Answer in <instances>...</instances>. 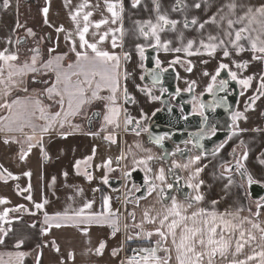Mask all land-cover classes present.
<instances>
[{
  "label": "crops",
  "instance_id": "1",
  "mask_svg": "<svg viewBox=\"0 0 264 264\" xmlns=\"http://www.w3.org/2000/svg\"><path fill=\"white\" fill-rule=\"evenodd\" d=\"M109 2L118 5L122 3L123 5L122 38L117 33L118 43L121 46L112 48L111 38L102 45L106 50L121 57L120 91L117 93V105L121 109L118 117L120 127L108 125L104 119L105 115L109 114L108 107H106L109 102L96 100L92 104L86 105L76 116L69 117V121L63 128L57 126L44 134L43 150L40 146L34 147L24 160L19 158L21 149L27 148V145L23 143V134L0 132V165L14 176L19 177L15 180L9 178L7 182L0 179V198L10 201L8 204L0 205V212L4 208H16L19 205H23L26 209L11 212L9 214L11 224H0L6 229L11 228L8 235L3 238L4 243L0 244V258L6 264H21L15 255L17 252L27 254L23 257L22 264H128L129 259L133 257L143 264V261L140 260L143 256L140 249L156 247V241L160 239L157 235L147 238L143 234L147 231H154L158 227V223L155 225L143 223V231L136 227V225H141L144 212L149 210L152 216H156L158 212H162L164 208L171 205V197L186 204L196 194L193 189L188 188L185 196L172 191L165 198L159 189L164 188L165 193L166 184L155 180L160 168L165 170L167 183H170L169 174L171 173L175 178L182 177L186 185L189 175L194 172L195 168H203L197 181L193 182L203 181L199 193L203 195L204 199L194 203L193 207L187 210L188 215L200 208L209 212L215 211L218 214L237 212L242 209L239 211L240 216L257 219L252 213L256 211V204L264 199L251 198L239 173L236 171L226 172L224 162L229 158V149L240 144L242 154L245 151L248 153L247 160L242 161L245 168L256 181L264 185V164L260 163V160L264 159V96H260L255 104L247 107L246 110V106L251 103L249 97L258 95L256 88L260 83V76L264 75V61L253 60V53L250 50L242 51L237 55L236 50L231 47L229 48L231 54L227 58L223 56V51L219 48L213 56L206 53L187 56L184 52H165L162 48L157 47L155 63L159 60L161 68L169 66L174 68L177 76L176 86L179 89L187 90L194 81L193 87L196 95L207 91L208 85L212 83L211 76L215 74L220 63H227L232 71H238L239 76L251 75L255 77L252 87L246 90L244 95L239 94L234 112L243 113L246 119L240 118L233 121L232 133L225 146L218 152H214L215 154H204L189 147L186 157L173 153L170 159L165 161L161 158V149L147 141L145 137L144 128L147 121L161 106L159 101L161 89L152 83L144 82V56L141 57L137 47L140 45L145 48L155 43L154 38H145L139 29L149 20L153 23L156 22L158 15L156 4L154 0H140L139 5L133 7V0H109ZM228 2L229 0H208L207 3H204V0H181V10L173 11L177 0H158L160 13L167 14L170 19L180 21L175 31L166 30L160 33L161 41H171L170 48H175L182 47L190 39L198 43L200 39H206L209 34L223 38V32L227 28L226 22L220 27L208 24L203 30H200L198 25L187 29L183 28V21L187 17L189 20L196 18L202 23L216 14L218 8ZM237 2L242 4L244 9L264 5V0H237ZM81 3L83 0H9L8 8H4L3 0H0V50L5 48L9 51L19 50V62L30 58L32 54L30 50L37 48L41 61L47 60L50 56L67 53L65 63L74 62L75 54L70 51L71 41L66 40L65 37L68 33H72V39L76 40L78 45V36L75 34L76 25L71 20L70 14L75 12ZM88 3L90 7L84 9L83 12L91 11L93 13L90 20L111 19L104 0H88ZM195 3H201V8L196 9ZM45 7L48 8L47 23H45L43 12ZM21 8L25 9L21 10ZM227 11L225 8L224 12L227 13ZM83 12L79 18L81 25L83 24ZM241 14H243V9L238 8L237 15ZM17 24L20 27H17ZM120 25L121 21L115 25H105L102 26L101 31L107 27L116 28ZM61 26L64 31L58 32L57 29ZM28 29L32 30V35L28 33ZM93 30L90 28L86 38L92 39ZM180 33H183L184 36L183 43L179 39ZM9 40L12 41L11 44L8 43ZM17 41L20 43L17 44ZM241 43L244 44L245 49L249 48L247 41H241ZM50 49H54V51L49 52ZM125 53L128 54V59L124 58ZM177 57L184 63L172 64L171 61ZM187 61H191V72L186 70L189 66ZM243 61H248V68L240 72L235 68L234 62ZM205 72L209 75H204ZM45 80H50V77L30 74L25 77L27 93L22 88L13 89L11 95L4 99L12 100L17 97L24 99L28 95H35L36 92L45 88L46 85L41 82ZM238 86L241 93V86L239 84ZM2 87L0 86V88ZM125 88L128 95L133 98L132 101H125L123 96ZM142 89L151 90V95ZM101 95L107 96L109 93L102 91ZM41 99L45 104L52 103L46 97H41ZM193 111L201 112V109L199 106H194ZM93 113H98V116L92 120L90 125L88 120ZM7 115L6 111L0 110V116ZM126 116L133 120V124L127 125V130H125L124 124ZM137 121L142 126L139 130L135 127ZM25 132L31 134L29 129H25ZM137 132L139 135L136 134ZM110 134L114 136L115 143L105 139ZM5 135H14L22 143L9 142L6 144L4 143ZM93 149H95L94 154ZM149 155L153 157L152 160L147 161V168L151 169L150 172L144 165L136 163L141 159H146ZM196 155L201 156V159L190 164L189 169L172 167L174 161L180 165L189 164L192 157ZM89 156H92V160L89 164L82 163L78 174L75 168L76 161H84ZM122 156L123 158H120ZM109 159L111 160V171L104 167ZM135 168L140 169L151 183L158 185L157 190L153 191L151 195L148 194V190L141 197L129 198L130 181L116 189L103 182L105 175L107 178L119 176L121 172H128ZM170 168L171 172H169ZM25 172H30L31 176H25ZM85 172L92 175L91 181L87 179ZM65 173L67 176L64 175ZM229 176L233 179L231 185L228 184ZM53 178L55 179L54 183ZM29 185H31V192H23L22 190L28 188ZM28 195H31V200L25 198ZM105 197L110 198L111 213H115V216L105 217L100 223L82 222V217L63 221L64 226L60 228L55 226L49 228L45 223V214L55 216L57 213L67 211L69 215H73L87 202H92V208L85 209L84 215L105 212L103 205ZM45 200L47 203L43 209L35 207L36 203H43ZM213 201L217 203L213 205ZM260 212L261 215L257 222L264 226V208L260 209ZM131 213H135L134 218L130 215ZM113 221L115 224L112 223ZM114 227L119 229L115 235L112 234ZM245 227L249 228L250 226L245 225ZM44 229H47L46 234L42 231ZM253 231L257 236L256 241L246 244L240 253H235V237H233L229 253L226 257L217 253L213 258V264H232L233 260H245L247 256L253 255L254 250L255 252L261 251L259 245L264 242L259 240V232ZM236 235L238 236V233ZM20 240H23V244L17 248L16 244ZM101 242H104L105 248L101 254H97L96 249ZM168 246L171 247V237L168 239ZM57 247L59 251L56 250ZM114 249L117 250L116 255H113ZM9 253L12 255L9 256ZM157 254L165 255L160 251ZM171 264H176L174 250ZM248 264H260V258L248 261Z\"/></svg>",
  "mask_w": 264,
  "mask_h": 264
},
{
  "label": "snow or ice",
  "instance_id": "2",
  "mask_svg": "<svg viewBox=\"0 0 264 264\" xmlns=\"http://www.w3.org/2000/svg\"><path fill=\"white\" fill-rule=\"evenodd\" d=\"M107 7V11L111 14V19L102 18L98 21L90 20L93 15L91 11L83 12L84 9L90 7L88 0H83L75 12L70 14L71 20L75 23L76 29L75 34L78 36L77 41L72 39V33H68L65 37L66 40L71 41L70 51L75 54V60L72 63H65L67 53L58 54L55 56H50L47 60H40L39 49H32L30 58L20 61V53L17 51H9L5 48L0 50V110L6 111L7 116H0V132L10 134V133H21L24 136L23 143L27 145V148L21 149L20 160L26 159L28 154L34 147L40 146L42 149L43 135L53 130L55 127L63 128L65 123L69 121V117L76 116L81 112V110L86 106L92 104L96 100H107L109 102L106 107H108V115H105L104 119L108 125H114L116 128L120 127L119 114L120 107L117 105V93L120 91V60L121 57L114 52H110L102 47V45L111 38V47L117 48L121 46L118 43L117 33L120 34V38L123 36L122 27V13L123 5L110 3L109 0H104ZM208 0H204L207 3ZM140 0H133V7L139 5ZM157 10V19L153 23L151 20L145 22L140 27V32L145 38L152 37L155 40V47L162 48L165 52L174 51L176 53L184 52L187 56L193 55H203L207 54L209 56L215 55L217 49L223 51V56L225 58L230 56L229 48L236 50L237 55L245 50H250L253 53L252 59L257 61H264V5L257 8L247 7L244 9L242 4H239L237 0H229V2L222 7L218 8L217 13L212 15L209 19L204 22H199L196 18L189 20L185 17L183 21V28L187 29L191 26L198 25L200 30H203L208 24H215L217 27L222 26L225 22L227 28L223 32V38L221 36H214L209 34L206 39H200L199 42L195 40H187L186 44L182 47L170 48L171 41H161L160 33L166 30L175 31L177 25L180 21L175 19H170L167 14L160 13V5L158 0H154ZM4 8H8L9 0H3ZM201 3H195L194 7L196 9L201 8ZM119 8V10H117ZM227 8V13L224 9ZM243 9V14L237 15V9ZM181 10V0H177L176 6L173 11ZM45 14V23H47V13L48 8L43 9ZM83 12L81 25V13ZM219 17V19H218ZM233 17H235L233 19ZM118 21H121L120 27H107L101 31L102 26L105 25H115ZM239 25V27H236ZM17 27H20L17 24ZM94 29L91 33L92 39L86 38L89 31ZM58 32L64 31L63 26L57 29ZM28 33L32 35V30L28 29ZM179 39L183 43L184 36L180 33ZM241 41H247L249 48L245 49L244 44ZM8 43H12L11 40ZM20 41H17L19 44ZM138 50L143 58L144 47L138 45ZM54 51L50 49L49 52ZM125 59H128V54L125 53ZM172 64L184 63L179 57L171 61ZM189 66L187 71H192L191 61L186 62ZM207 63V61H204ZM235 68L240 72L248 68V61L234 62ZM157 67L160 66V61H156ZM166 70V69H165ZM222 71H227L228 75L233 81L241 86L240 95H244V92L252 87V82L255 79L254 76L242 77L238 75V71H232L227 63H220L216 68L215 74L211 76V81L207 87L209 93L213 92L216 86L217 77L220 76ZM32 75L49 76L50 80L41 81L46 86L40 91L36 92L35 95H28L24 99L17 97L12 100L4 99L11 95L13 89L22 88L24 92H28V87L26 86L25 77ZM204 75H209L205 72ZM260 83L256 88L258 95L249 97L251 102L246 106L251 107L255 104V101L264 96V75L260 76ZM159 74L154 77V82H158ZM195 82L189 86V91L192 90ZM228 85L227 80L219 81V90H226ZM107 91L109 95L102 96L101 92ZM146 91L147 94L151 95V90L142 89ZM123 96L126 102L132 101L125 88L123 91ZM41 97H46L47 100L52 101L51 104H45ZM205 105L200 104V108L203 109ZM50 109H58L51 110ZM201 115L203 113L201 112ZM245 118L243 113L236 112L233 115V121L237 119ZM125 130H127V125L133 124L131 117H125ZM136 128L140 127L139 121L135 124ZM25 129H29L30 133L25 132ZM135 130V129H133ZM145 131L147 129H144ZM213 130V134H214ZM139 135V132L136 133ZM63 135V133H62ZM39 137V138H38ZM105 139L115 143V138L111 134L106 136ZM163 137H158L155 143H161ZM35 141V143H33ZM22 143L14 135H5L4 143ZM201 146L202 145H198ZM222 148L223 145H220ZM43 150V149H42ZM219 149H217V152ZM235 151V150H233ZM95 149H93V154ZM215 154V153H214ZM120 158H123L120 157ZM118 158V159H120ZM248 153L245 151L242 156L235 162V171L239 173L242 180L246 179L247 185L251 186L254 183H258L253 176L245 168L243 160H247ZM153 157L149 155L146 159H141L136 163L144 165L147 171H151L147 168V161L152 160ZM201 156L196 155L192 157L189 164L180 165L173 162V168L183 167L184 169H189L190 164H194L200 161ZM92 160V156L87 157L84 161H76L75 168L79 174L80 166L82 163L89 164ZM261 164H264V159L260 160ZM111 160L109 159L104 167L110 168ZM172 169H169L171 172ZM203 171V168L197 167L194 172H192L188 177L187 187L194 190L196 193L191 197L186 204L180 203L175 197H171V205L164 208L162 212H158L156 216H152L149 210L144 212V219L141 225H136L143 231V223L157 224L158 227L154 231L144 232V236L151 238L153 235L160 237L156 241V247L152 248H142L140 252L145 253L140 260L143 264H171L172 252L175 251L176 264H213V258L217 253L222 257H226L232 247L233 237H235V253H240L246 244L257 240L255 232H259V240L264 242V226L257 222L261 215L260 209L264 208V201L258 202L256 204V211L252 213L257 219L254 220L250 217H242L239 215V209L237 212H228L224 214H218L215 211H206L203 208L192 211L190 215L187 214V210L193 207V204L200 202L204 199L203 195L199 193V189L203 181H197L199 174ZM226 172H232L231 167L225 168ZM6 173V175H5ZM89 181L93 179L92 175L88 172L84 173ZM25 176H31L30 172H25ZM67 176V173L64 174ZM19 179V177L14 176L7 169H3L0 165V179L7 182L8 179ZM155 180L160 181L161 184H166V187L171 190L173 188L172 183L166 182V175L164 168L159 169V173L155 176ZM179 178L177 179L178 182ZM55 179L53 178V183ZM103 182L108 183L107 175L104 176ZM148 181L146 180V183ZM233 179L231 176L228 177V184L231 185ZM243 186V185H241ZM158 185L155 183H150L149 195L153 191L157 190ZM23 192H31V185L28 188L22 190ZM82 191V190H81ZM160 193L167 197L164 193V188L159 189ZM31 200V195L25 197ZM108 197L103 200V205L105 212L93 213L90 215H84L85 209L92 208V202H87L84 204L83 208L75 212L73 215H69L67 211L64 213H57L55 216H48L45 214V223L49 228L55 226L60 228L64 226L63 221H70L77 217H82V222H92L97 223L102 222L103 218L115 216V213H111ZM10 203L6 198H0V205H5ZM47 203L45 200L43 203H36L35 207L37 209H43L44 205ZM213 205L217 202L213 201ZM24 209L23 205H19L16 208H4L0 212V224H11L9 220V214L11 212H17ZM251 212V209H249ZM132 217H135V213H131ZM115 224V221L112 222ZM245 225L250 226L246 228ZM119 229L113 228V235ZM11 228H4L0 226V244L4 243V237L8 235ZM45 234L47 229L42 230ZM238 233V236L236 235ZM139 235V233H138ZM171 237V247L168 246V239ZM131 239V237H129ZM23 244V240L17 242L16 247L19 248ZM55 244V242H53ZM261 251H253V255H249L245 260H233L232 264H248V261H254L257 257L260 258V264H264V243L259 245ZM105 248L104 242L99 244L96 249L97 254H101ZM59 251V248H56ZM158 251L165 253L164 256L158 255ZM117 250H113V255H116ZM12 254L9 253V256ZM16 257L21 261L25 255L24 252H17ZM71 256V254H69ZM207 258V261H205ZM0 264H6V262L0 258ZM128 264H140V261L136 260L135 257L130 258Z\"/></svg>",
  "mask_w": 264,
  "mask_h": 264
},
{
  "label": "water",
  "instance_id": "3",
  "mask_svg": "<svg viewBox=\"0 0 264 264\" xmlns=\"http://www.w3.org/2000/svg\"><path fill=\"white\" fill-rule=\"evenodd\" d=\"M155 43L144 48V74L143 80L152 83L161 89L159 101L161 106L147 121L145 137L147 141L154 143L161 149V158L168 161L171 154L176 153L181 157H186L189 147H176V145L188 142L192 148L204 153L211 154L217 151L221 143L227 139L229 131L232 129L233 119L231 114L235 111L240 89L238 84L231 79L227 71H222L217 80H227L226 90H219V82L216 83L213 92H204L195 95L194 91L179 89L176 86V72L172 66L159 68L155 63ZM166 69V70H165ZM159 74L158 82H154V77ZM203 103L205 107L200 108ZM194 106H199L201 112L193 111ZM98 113H93L89 117V124L97 118ZM141 125L137 130L141 129ZM214 129V134L208 135V129ZM163 137L161 143H155L156 138ZM198 145H202L198 146ZM169 182L174 186L171 190L165 189L167 197L172 191L185 196L188 187L182 177H173L169 174ZM179 178L178 182L177 179ZM241 179V177H240ZM143 172L135 168L128 172H121L119 176L108 178V185L111 188H119L127 181L131 182L130 196L141 197L148 190L151 181L147 180ZM242 180V179H241ZM249 196L256 200L264 199V185L260 182L251 186L247 185L246 179L242 180ZM165 197V198H167Z\"/></svg>",
  "mask_w": 264,
  "mask_h": 264
},
{
  "label": "flooded vegetation",
  "instance_id": "4",
  "mask_svg": "<svg viewBox=\"0 0 264 264\" xmlns=\"http://www.w3.org/2000/svg\"><path fill=\"white\" fill-rule=\"evenodd\" d=\"M217 82H219V80H217L216 83H217ZM187 90H189V87H188ZM192 90H193L194 93H195L194 87H192ZM204 92H207V91H204ZM204 92H203V93H204ZM203 93H201V94H203ZM195 95H196V94H195ZM235 110H236V108H235ZM234 112H235V111H234ZM234 112H233V113H234ZM233 113L231 114L232 119H233ZM232 124H233V123H231V127H232ZM213 130H214V129H211V128L208 129V130H207V134H208V135H212V134H213ZM231 133H232V129L229 131V135H228L227 139L224 140V141L221 143V145L225 146V144L227 143V141H228V139H229ZM179 145H181V144H179ZM183 146L192 147L191 144L188 143V142H184L181 146H178V147H183ZM218 149L220 150L221 147H219ZM241 149H242V146H241L240 144H238V145H234V146H232V147L229 149V151H228L229 158L224 162V167H225V168H226V167H231V168L233 169V171H235V162H236L237 159H239V158L241 157V154H242ZM233 150H235V151H233ZM216 152H217V151H216ZM239 177H240V175H239Z\"/></svg>",
  "mask_w": 264,
  "mask_h": 264
},
{
  "label": "rangeland",
  "instance_id": "5",
  "mask_svg": "<svg viewBox=\"0 0 264 264\" xmlns=\"http://www.w3.org/2000/svg\"><path fill=\"white\" fill-rule=\"evenodd\" d=\"M22 9H25V8H21V10H22ZM19 11H20V10H19ZM49 27H50V26H49ZM50 28H51V27H50ZM249 91H251V92H252V90H249ZM249 93H250V92H249ZM247 95H248V93H247ZM176 146H179V145H176Z\"/></svg>",
  "mask_w": 264,
  "mask_h": 264
},
{
  "label": "built area",
  "instance_id": "6",
  "mask_svg": "<svg viewBox=\"0 0 264 264\" xmlns=\"http://www.w3.org/2000/svg\"><path fill=\"white\" fill-rule=\"evenodd\" d=\"M142 255H145V253H142Z\"/></svg>",
  "mask_w": 264,
  "mask_h": 264
}]
</instances>
